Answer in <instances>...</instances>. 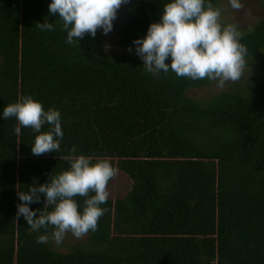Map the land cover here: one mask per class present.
Returning <instances> with one entry per match:
<instances>
[{"label": "trees", "instance_id": "obj_1", "mask_svg": "<svg viewBox=\"0 0 264 264\" xmlns=\"http://www.w3.org/2000/svg\"><path fill=\"white\" fill-rule=\"evenodd\" d=\"M51 2L0 0V264H264V16L237 28L243 77L214 91L218 81L153 74L130 54L105 53L102 29L67 43ZM169 2L128 0L119 42L135 50ZM45 19L53 30L36 26ZM26 96L61 113L59 152L32 154L51 126L17 135V119H4ZM73 155L108 159L130 186L101 205L98 230L57 245L53 228L37 233L17 218L18 192L69 170ZM74 199L82 214L85 198ZM45 202L29 207L47 213Z\"/></svg>", "mask_w": 264, "mask_h": 264}, {"label": "clouds", "instance_id": "obj_2", "mask_svg": "<svg viewBox=\"0 0 264 264\" xmlns=\"http://www.w3.org/2000/svg\"><path fill=\"white\" fill-rule=\"evenodd\" d=\"M128 0H52L49 12L59 14L63 28L67 31V43L82 39L86 34L95 37L98 29L104 34L113 31L117 12ZM235 10L243 8L241 0H229ZM222 10L213 6L211 0H171L163 7L159 22L152 23L146 37L136 39V54L144 61V68L153 74L168 73L170 70L178 77L192 80L209 79L218 81L223 88L225 82L239 81L247 66L248 50L240 43L242 33L236 25H223ZM38 28L53 30V23H37ZM132 51V48H129ZM171 58V64L165 61ZM4 119L15 117L18 126L31 128L37 133L45 125L50 130L36 136L32 154L40 156L59 152L63 131L61 113L45 110L42 103L31 96L23 97L17 103L6 106ZM72 153L76 148L71 149ZM70 169L52 176L42 185H33L27 192L19 191L20 203L17 218L23 216L31 230L39 233L42 228H53L51 239L61 244L65 235L71 232L81 238L89 231L98 230L99 219L106 214L107 208L101 207L109 198L108 183L118 174L108 159L93 158L85 155L69 156ZM94 193V195H90ZM43 194L44 207L52 210L44 213L41 209L32 210L29 205L38 203ZM74 197H83V213ZM39 213V215H37ZM48 235H38L37 243L46 244Z\"/></svg>", "mask_w": 264, "mask_h": 264}, {"label": "rangeland", "instance_id": "obj_3", "mask_svg": "<svg viewBox=\"0 0 264 264\" xmlns=\"http://www.w3.org/2000/svg\"><path fill=\"white\" fill-rule=\"evenodd\" d=\"M219 8L222 10L221 22L223 25L234 24L240 30H246L253 26V23L259 18L264 16V0H241L243 8L235 10L231 7L229 0H219ZM123 10L122 6L117 12V18L114 20V28L108 34H104L103 42L101 44V50L105 53H117V54H130L136 59L143 61L132 49L129 51L128 47L123 46L117 38V27L122 18ZM220 87L216 86L213 90L218 91ZM199 96H203L205 92H197ZM130 182L124 174L118 171V174L109 181L108 191L110 193L109 198L122 197L129 189ZM70 242L78 239L74 235L68 237Z\"/></svg>", "mask_w": 264, "mask_h": 264}]
</instances>
